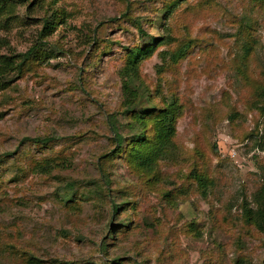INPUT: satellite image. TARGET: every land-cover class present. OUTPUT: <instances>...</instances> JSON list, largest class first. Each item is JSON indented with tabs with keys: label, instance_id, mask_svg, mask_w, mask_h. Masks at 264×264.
Instances as JSON below:
<instances>
[{
	"label": "rangeland",
	"instance_id": "1",
	"mask_svg": "<svg viewBox=\"0 0 264 264\" xmlns=\"http://www.w3.org/2000/svg\"><path fill=\"white\" fill-rule=\"evenodd\" d=\"M166 1L16 0L1 18L3 54L25 52L53 13L58 24L49 56L0 89V264H264V232L242 212L264 182V0H179L164 14ZM165 25L176 41L141 62L137 83L143 104L175 97L183 112L174 155L147 170L107 157L111 121L131 134L125 48ZM178 42L185 56L162 63Z\"/></svg>",
	"mask_w": 264,
	"mask_h": 264
},
{
	"label": "trees",
	"instance_id": "2",
	"mask_svg": "<svg viewBox=\"0 0 264 264\" xmlns=\"http://www.w3.org/2000/svg\"><path fill=\"white\" fill-rule=\"evenodd\" d=\"M178 1H166L164 4L167 9L163 13H171ZM15 2L16 0H0V20L2 17H11L13 15ZM57 24L58 19L53 13L45 18L36 41L25 52L19 54L0 53V89L9 86L11 82L9 77L12 72L22 77L26 72L38 66L41 60L49 56L48 49L44 47L46 45L44 39L54 31ZM137 27L142 36L146 35L140 25H137ZM171 32L170 26L165 25L164 33L157 38L153 37L151 39L152 42L149 41L144 46L134 45L125 48L124 65L119 70L122 94L121 105L123 107L121 114L126 118L124 124L131 134L125 139L120 133L119 123H115V118L112 119L111 127L114 130L117 142L113 152L107 156L109 159L122 155V158L127 163L150 170L159 161L167 160L175 153L174 137L177 120L183 112L182 104L175 97H170L160 107L155 105L147 106L142 101L149 95H146L137 83L139 78L138 69L141 62L151 57L158 47H168L173 41H176L175 37L171 36ZM93 43L94 45L88 56L96 60L100 55L99 53L104 51H100V39L94 38ZM176 45L175 49L168 48L157 53L162 63L167 59L176 63L185 56L189 45L181 46L179 42ZM161 70L162 67L158 69L159 72ZM258 94L260 97H264V86L258 90ZM110 118H112V115H110ZM51 168L50 164L46 163V165L40 167L39 172L46 174L50 172ZM197 181L199 186L202 187L201 194L205 195L210 180L205 175H198ZM73 195L67 197L65 202L72 201ZM119 206L115 203L112 205V214L118 211ZM242 212L245 223L252 225L259 232H264V182L253 193L250 202L244 201ZM26 262L29 264H40L41 260L29 256Z\"/></svg>",
	"mask_w": 264,
	"mask_h": 264
}]
</instances>
